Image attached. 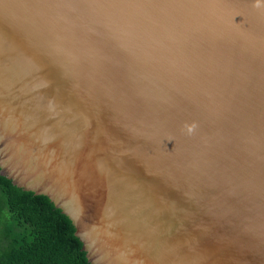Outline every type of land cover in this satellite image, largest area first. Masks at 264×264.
Returning a JSON list of instances; mask_svg holds the SVG:
<instances>
[{
    "label": "water",
    "instance_id": "95a60500",
    "mask_svg": "<svg viewBox=\"0 0 264 264\" xmlns=\"http://www.w3.org/2000/svg\"><path fill=\"white\" fill-rule=\"evenodd\" d=\"M0 174L92 264H264V0H0Z\"/></svg>",
    "mask_w": 264,
    "mask_h": 264
},
{
    "label": "trees",
    "instance_id": "16d2710c",
    "mask_svg": "<svg viewBox=\"0 0 264 264\" xmlns=\"http://www.w3.org/2000/svg\"><path fill=\"white\" fill-rule=\"evenodd\" d=\"M69 217L0 174V264H92Z\"/></svg>",
    "mask_w": 264,
    "mask_h": 264
}]
</instances>
